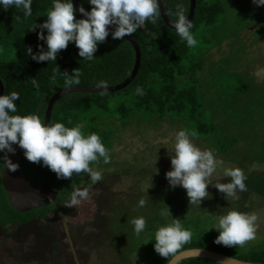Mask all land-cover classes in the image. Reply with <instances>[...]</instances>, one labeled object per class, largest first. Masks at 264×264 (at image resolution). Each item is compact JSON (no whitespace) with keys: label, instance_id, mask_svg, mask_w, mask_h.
<instances>
[{"label":"trees","instance_id":"16d2710c","mask_svg":"<svg viewBox=\"0 0 264 264\" xmlns=\"http://www.w3.org/2000/svg\"><path fill=\"white\" fill-rule=\"evenodd\" d=\"M162 1L170 20L169 12L175 11L177 5H183L189 15L191 0ZM238 1L196 0L192 33L201 46L195 50L176 35L175 29L165 23L162 15L156 25L146 22L130 36L138 43L142 53L141 65L133 81L124 89L106 95L91 91L63 94L53 106L50 123L60 122L67 127L83 125L85 135L96 133L101 137L110 152L111 162L107 165L102 159L94 162L90 165L93 170L106 171L116 166L112 148L118 129L112 125L118 121L125 127L131 119L153 128L163 122L183 124L186 133L196 139L199 146L237 165L245 173L252 165H264V77L259 78L254 72L256 64L264 61V53L255 50L258 43L264 42V22L262 25L256 23L255 13L250 23L253 25L254 58L251 68L246 64L247 56L241 55L244 50L236 51L239 42L236 44L229 40L236 38L245 45L244 39L249 36L244 31L248 25L231 28L233 31L223 34L224 25L220 22L230 3L238 5ZM52 3L53 0H33V14L27 18L22 10L0 8V79L4 84V95L12 91L19 93L20 99L16 101L18 111L14 115L36 114L44 122L49 102L58 91L74 86L96 87L99 81H107L109 86L119 84L131 74L136 60L132 43L125 37L113 39L111 31L106 41L98 46L92 61L79 56L74 42L58 53L56 63L33 60L27 54L29 47L34 54L40 51V45L45 51L48 49L45 41L38 39L41 29H31L35 24L41 25L47 20ZM79 4L87 11L93 7L87 0H79ZM258 7L253 4L254 9ZM262 17L264 14L260 13L259 18ZM76 18L82 19L77 12ZM44 34L47 35L46 29ZM224 46L227 49L222 50ZM214 49L220 51V58L223 55L226 58L219 61L212 56ZM222 61L225 66L221 67V76L218 77L217 72L212 73V69H216ZM76 69L80 72V83L67 85L65 81ZM54 74L55 79L52 78ZM33 79L38 87L33 85ZM137 87L143 89L144 95L136 94ZM3 155L1 152L0 157ZM20 155V165L26 175L41 185L49 186L58 195L49 206L19 212L9 203L1 181L3 168H0V224H21L35 218H46L55 212L72 215L73 209L66 203L71 200L74 188L81 189L93 184L90 177L87 174H74L72 178L60 179L42 163L28 161L24 153ZM200 214L199 211H192L194 219L191 224L185 220L186 215H176L161 223V226L179 219L183 227L191 231V242L182 250L205 248L264 264V239L256 243L248 241L242 248L218 245L215 239L219 231L211 229L213 224L208 226ZM213 217L209 215V219ZM158 228L147 230L151 248L155 244ZM157 264H168L167 258L159 256ZM178 264L222 263L194 257L181 260Z\"/></svg>","mask_w":264,"mask_h":264},{"label":"rangeland","instance_id":"374dc122","mask_svg":"<svg viewBox=\"0 0 264 264\" xmlns=\"http://www.w3.org/2000/svg\"><path fill=\"white\" fill-rule=\"evenodd\" d=\"M253 4V0H239L238 5L230 3L220 21L224 25L223 34L233 31L231 28L248 25L244 29V34L249 36L244 39L248 46L236 38L229 40L239 42L236 51L244 50L241 55L247 56L246 64L251 68L254 58L253 25L250 23L255 13L256 23L262 25L264 22V17L259 18L260 13L264 14V8L254 9ZM200 46L197 42L193 50ZM225 49L227 46L222 48ZM255 50L264 53V42L258 43ZM211 55L219 61L226 58L224 55L220 58V51L216 49ZM222 66H225L223 61L212 69V73L217 72L220 77ZM254 72L259 78L264 77L263 60L256 64ZM112 127L118 129L112 148L116 166L106 171L95 170L101 172L103 179L80 189L87 190L88 197L71 207L72 215L56 212L46 219L30 222L24 228H0V264H157L160 255L154 246L151 248L147 230L160 227L161 223L176 215H186L185 220L191 224L193 210L201 213L199 216L208 226L232 210L254 214L258 218L257 231L256 239L251 242L264 239V165H252L247 173L240 168L246 177L247 191L238 192V198L229 197L227 200L226 194L214 185L230 182L231 178L225 176L226 170L239 167L214 155L220 163L210 177L209 198L200 206L190 205L186 189L181 186L172 188L166 178V173L172 170L175 135L185 129L184 125L163 122L153 128L131 119L125 127L118 121ZM190 139L200 150H208L199 146L196 139ZM140 199L146 201L144 207L139 206ZM70 203L71 200L66 206ZM167 208L172 215L162 217L160 212ZM209 215L215 217L209 219ZM136 217L146 219V230L140 236L135 234L130 223ZM49 241L57 246L52 248L53 243Z\"/></svg>","mask_w":264,"mask_h":264},{"label":"clouds","instance_id":"9594fccd","mask_svg":"<svg viewBox=\"0 0 264 264\" xmlns=\"http://www.w3.org/2000/svg\"><path fill=\"white\" fill-rule=\"evenodd\" d=\"M33 0H0V8L7 10L16 8L24 12V16H32ZM92 5L87 11L82 5L79 12L85 19H76V10L73 0H53L52 8L47 12V20L35 24L31 31L37 27L41 29L38 39L45 41L47 51L43 45L40 51L33 53L31 47L27 54L37 62H55L58 53L67 49L70 42H74L79 49V56L83 60L92 61L96 56L98 46L106 41L110 35V26L113 39H123L132 36L146 22L156 25L160 20L159 0H87ZM257 6H264V0H253ZM172 17L171 24L182 41L189 48L197 44L192 29L193 22L189 20L183 5H177L175 11L169 12ZM47 30L45 36L44 30ZM68 74V73H65ZM78 69L65 81L67 85L80 83ZM55 79V74L52 77ZM38 87L37 81L32 80ZM96 88L101 95L109 91L107 81H99ZM137 95H144L143 89L137 87ZM20 95L16 91L0 95V168L15 172L18 164L8 158V153H15L14 144L24 150L25 158L33 163L41 164L57 174L60 179H69L73 175L87 174L93 184L101 181V172L93 170L90 166L101 159L105 165L111 162L109 150L105 147L101 137L96 133L85 135L83 125L67 127L64 123L46 124L38 115H14L17 113L16 101ZM71 124V121H68ZM194 135V133H193ZM174 155L171 157L172 170L166 173V178L172 188L181 186L187 191L190 205L200 206L202 201L209 198L208 187L212 184L210 177L217 170L220 163L211 150L202 151L196 147L185 130H180L175 135ZM158 171V170H157ZM226 177L228 183H216L214 187L229 197L238 198V192L247 191L245 175L240 168L228 169ZM88 191L74 188L71 194L69 207H75L82 200L87 199ZM140 207L146 201L140 199ZM162 217L172 215L169 208L160 212ZM257 216L246 214L237 210L229 211L217 218L211 229L219 231L215 243L226 247H244L248 241L256 239ZM130 223L134 232L140 236L145 232L147 224L144 217L133 218ZM210 229V230H211ZM192 233L184 228L179 219L160 226L155 232V251L167 258L169 264L179 258L178 254L191 242ZM171 258V259H169Z\"/></svg>","mask_w":264,"mask_h":264},{"label":"water","instance_id":"95a60500","mask_svg":"<svg viewBox=\"0 0 264 264\" xmlns=\"http://www.w3.org/2000/svg\"><path fill=\"white\" fill-rule=\"evenodd\" d=\"M73 5L77 14L82 19H85L86 17L79 12V8H80L79 0H73ZM159 7L165 23L169 27L174 29V27L171 24V20L167 15L162 0H159ZM195 11H196V0H191L190 12L188 15L190 21H193ZM114 30L115 28L110 26V31H114ZM125 38H127L132 43L135 49L136 52L135 65L131 74L123 82L113 86H109L108 92L120 91L125 87H127L136 77L141 65L142 53L138 43L130 36H125ZM74 91L100 92V90H98L96 87H86V86L68 87L58 91L51 98L49 102L45 116L46 124H50L51 113L57 99L60 98L65 93L74 92ZM0 95H4V84L1 79H0ZM13 147L15 148V153L14 154L8 153V158H10L13 163L18 164L19 168L15 172H10L7 169L5 170L3 169L2 179H1L2 185L8 194L9 203L14 209H16L19 212H29L36 208L49 206L56 200L58 193L56 191H53L49 186L41 185L36 181L30 179L26 175V173L23 171L20 165L22 160L20 153H24V150L21 149L18 144H14ZM178 257L179 258L174 262V264H178L181 260H184L186 258H194V257L206 258L222 264H258V263H253L238 258H234L205 248L185 249L178 254Z\"/></svg>","mask_w":264,"mask_h":264},{"label":"flooded vegetation","instance_id":"af4514ba","mask_svg":"<svg viewBox=\"0 0 264 264\" xmlns=\"http://www.w3.org/2000/svg\"><path fill=\"white\" fill-rule=\"evenodd\" d=\"M0 156H1V152H0ZM56 213V212H55ZM59 213V212H58ZM61 214V213H60ZM47 218V217H46ZM46 218H35V219H33V220H31V221H29V222H25V223H21V224H8L7 226H2L1 224H0V228L1 229H7V228H15L16 230L17 229H19V228H21V227H26L27 225H29V223L30 222H33V221H36L37 219H46ZM53 233H55V232H53ZM61 242V240L60 241H58V244ZM48 243H53V246H52V248L53 247H56L57 246V243H54L53 241H49ZM61 245V244H60ZM60 250V246H58V249H57V251H59ZM60 253H61V251H60ZM62 254V253H61Z\"/></svg>","mask_w":264,"mask_h":264}]
</instances>
